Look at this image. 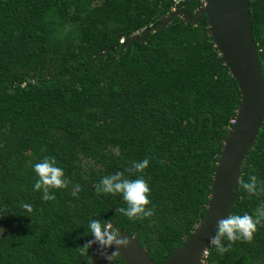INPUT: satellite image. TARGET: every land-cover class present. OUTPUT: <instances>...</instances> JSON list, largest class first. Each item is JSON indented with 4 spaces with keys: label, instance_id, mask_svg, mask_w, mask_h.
<instances>
[{
    "label": "trees",
    "instance_id": "trees-1",
    "mask_svg": "<svg viewBox=\"0 0 264 264\" xmlns=\"http://www.w3.org/2000/svg\"><path fill=\"white\" fill-rule=\"evenodd\" d=\"M264 0H249L258 5ZM201 0L179 8L195 13ZM172 0H0V264H88L75 249L93 237L92 219L111 222L121 195L95 191L105 175L150 158L142 175L154 215L115 224L156 263L178 251L203 220L224 138L242 100L207 16L176 17L124 53L135 33L173 12ZM264 77V4L251 10ZM55 157L71 183L44 201L34 164ZM264 185V121L241 180ZM82 191L73 196L74 185ZM232 214H254L264 193L238 189ZM22 203L33 207L31 214ZM227 246L228 242L224 241ZM206 264H264V227ZM111 264H125L117 258Z\"/></svg>",
    "mask_w": 264,
    "mask_h": 264
},
{
    "label": "water",
    "instance_id": "water-1",
    "mask_svg": "<svg viewBox=\"0 0 264 264\" xmlns=\"http://www.w3.org/2000/svg\"><path fill=\"white\" fill-rule=\"evenodd\" d=\"M262 4L264 1L251 5L249 0H205L204 5L194 14L186 9L173 11L159 23L123 43L119 53L110 49L93 59L92 65L99 58H105L109 54L121 56L128 46L136 42H147L150 33L167 27L176 17L184 18L187 23L198 24L207 16L214 43L222 60L229 67L242 97L236 119L224 138L205 216L192 236L171 257L156 263L134 236L115 224L120 218V212L109 204L117 212L112 221L113 227L123 237L131 240L130 247L121 248L120 255L111 263L121 258L125 264H206L203 250L210 246V237L217 230V220L232 214L238 199L242 164L249 155L264 121V77L250 11ZM88 264H108L99 254V246L96 244Z\"/></svg>",
    "mask_w": 264,
    "mask_h": 264
},
{
    "label": "clouds",
    "instance_id": "clouds-1",
    "mask_svg": "<svg viewBox=\"0 0 264 264\" xmlns=\"http://www.w3.org/2000/svg\"><path fill=\"white\" fill-rule=\"evenodd\" d=\"M137 34L141 33H135V35ZM149 162V157H145L142 161H133L131 167L126 168L124 171H117L114 174L103 176L95 187L97 193L121 195L127 207L120 208L119 212L129 220L146 219L155 214L154 206L148 207L151 204L149 199L151 190L148 182L142 175L136 176L135 179L129 178V176L137 173H144L149 166ZM33 170L37 176L34 190L42 192V199L46 202L56 199L55 195L51 194L52 190L66 189L71 183L65 177L63 168L58 166L55 157L45 156L40 162L34 164ZM125 172L129 176H126ZM238 183L240 188L249 195L258 196L264 193V185H260L255 175H250L247 182L240 180ZM80 191H82L81 186L76 184L71 194L75 197ZM21 208L28 214L33 211V207L29 203H22ZM258 226L264 227V204L258 206L252 215L248 213L243 215L229 214L224 218H220L217 220L215 234L210 237V246L203 251L207 253L209 249L214 248L217 253L222 255L229 252L232 244L236 241L251 243ZM88 230L93 239L75 249L81 256L88 255L93 244H96L99 246V254L108 261V264H111L113 259L120 255L121 248L127 249L131 245V240L128 237H123L113 227L110 220L92 219L88 223ZM224 241L228 242L227 246Z\"/></svg>",
    "mask_w": 264,
    "mask_h": 264
},
{
    "label": "built area",
    "instance_id": "built-area-1",
    "mask_svg": "<svg viewBox=\"0 0 264 264\" xmlns=\"http://www.w3.org/2000/svg\"><path fill=\"white\" fill-rule=\"evenodd\" d=\"M172 1H173V9L172 10L175 11V10L179 9V6L182 5L184 2L190 1V0H172ZM201 1H202L203 5H204L205 0H201ZM207 254H208V252L207 253L204 252V257Z\"/></svg>",
    "mask_w": 264,
    "mask_h": 264
}]
</instances>
